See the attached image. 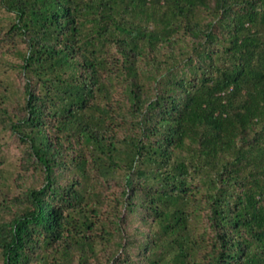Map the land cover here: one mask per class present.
Here are the masks:
<instances>
[{
  "label": "trees",
  "instance_id": "16d2710c",
  "mask_svg": "<svg viewBox=\"0 0 264 264\" xmlns=\"http://www.w3.org/2000/svg\"><path fill=\"white\" fill-rule=\"evenodd\" d=\"M0 264H264V0H0Z\"/></svg>",
  "mask_w": 264,
  "mask_h": 264
}]
</instances>
